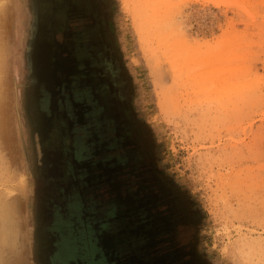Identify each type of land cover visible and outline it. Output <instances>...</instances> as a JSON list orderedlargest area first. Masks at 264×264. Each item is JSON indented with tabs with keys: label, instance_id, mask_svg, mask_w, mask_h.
<instances>
[{
	"label": "rangeland",
	"instance_id": "rangeland-1",
	"mask_svg": "<svg viewBox=\"0 0 264 264\" xmlns=\"http://www.w3.org/2000/svg\"><path fill=\"white\" fill-rule=\"evenodd\" d=\"M0 208V264H264V0H0Z\"/></svg>",
	"mask_w": 264,
	"mask_h": 264
},
{
	"label": "flooded vegetation",
	"instance_id": "flooded-vegetation-1",
	"mask_svg": "<svg viewBox=\"0 0 264 264\" xmlns=\"http://www.w3.org/2000/svg\"><path fill=\"white\" fill-rule=\"evenodd\" d=\"M147 212H149V210H147ZM147 212H146V210L144 212L143 209H138V210L134 209V211L131 212L132 213L131 214V222H132L133 226L134 225L135 226L144 225L146 220H147V214H148ZM149 216L151 217V213H149ZM171 231L170 232H167V231L157 232L154 235H150V234L142 235V238H141L140 242L138 243L140 251L145 252L143 254H145V256H147V253H148V255L150 254V252L153 254L154 251L161 250L163 247H166L168 245H171V246L173 245L176 249L178 247L182 246V245H179V241L176 239V237H174V238L172 236L170 237ZM159 248H161V249H159ZM158 252H160V251H158ZM158 254H159V256H162L161 252ZM137 255L139 256V254H136V251H135V255H133V257L135 259H133V260H136L138 258ZM161 259H163V258H161ZM161 259H158V260L155 259L156 260L155 262H157V264H162V263H160ZM143 260L147 264V263H150L151 260L153 261V257H145V258H143ZM174 264H180V262H175Z\"/></svg>",
	"mask_w": 264,
	"mask_h": 264
},
{
	"label": "bare ground",
	"instance_id": "bare-ground-1",
	"mask_svg": "<svg viewBox=\"0 0 264 264\" xmlns=\"http://www.w3.org/2000/svg\"><path fill=\"white\" fill-rule=\"evenodd\" d=\"M10 206V205H9ZM11 207V206H10ZM10 207H8V208H10ZM13 207V206H12ZM4 208H0V236H1V238L2 237H4V234L3 233H5V232H9V234H10V227H9V229L7 228L6 229V227L4 226L3 227V223H2V221L4 220V219H6V209H5V211L3 210ZM11 209V208H10ZM13 209V208H12ZM11 209V210H12ZM14 210V209H13ZM10 211V210H9ZM8 215H10V214H8ZM6 221H7V219H6ZM5 222V221H4ZM2 223V224H1ZM5 225H6V223H4ZM7 224H9V222L7 223ZM10 224H11V221H10ZM12 225H14L15 226V224L14 223H12ZM12 225H10L11 227H14V226H12ZM16 227V226H15ZM14 227V228H15ZM14 228H12L13 230H15ZM11 232H12V230H11ZM12 233H14V232H12ZM12 233H11V235H12ZM2 234H3V236H2ZM8 236V235H7ZM3 239V238H2ZM5 239H6V237H5Z\"/></svg>",
	"mask_w": 264,
	"mask_h": 264
}]
</instances>
